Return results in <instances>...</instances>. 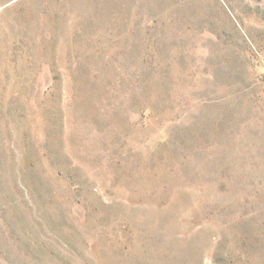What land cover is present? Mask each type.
I'll list each match as a JSON object with an SVG mask.
<instances>
[{
    "label": "rangeland",
    "instance_id": "rangeland-1",
    "mask_svg": "<svg viewBox=\"0 0 264 264\" xmlns=\"http://www.w3.org/2000/svg\"><path fill=\"white\" fill-rule=\"evenodd\" d=\"M0 264H264V0H0Z\"/></svg>",
    "mask_w": 264,
    "mask_h": 264
},
{
    "label": "trees",
    "instance_id": "trees-1",
    "mask_svg": "<svg viewBox=\"0 0 264 264\" xmlns=\"http://www.w3.org/2000/svg\"><path fill=\"white\" fill-rule=\"evenodd\" d=\"M216 262V261H215ZM217 263V262H216Z\"/></svg>",
    "mask_w": 264,
    "mask_h": 264
}]
</instances>
